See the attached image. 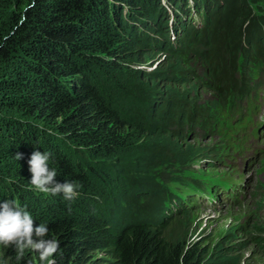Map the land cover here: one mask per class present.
I'll return each instance as SVG.
<instances>
[{
    "label": "trees",
    "instance_id": "obj_1",
    "mask_svg": "<svg viewBox=\"0 0 264 264\" xmlns=\"http://www.w3.org/2000/svg\"><path fill=\"white\" fill-rule=\"evenodd\" d=\"M153 1L161 5V0H0V202L15 200L26 206L35 226H48L49 237L60 244L56 264H97L92 256L97 252L106 253L111 264H241L222 249L206 260L186 241V227L171 232L159 203L162 198L178 203L166 209L168 215L183 207L154 176L159 167L178 161L171 153L192 152L178 145L175 128L204 118L191 95L197 83L186 89L192 77L173 78L172 101L157 108L138 96L131 73L121 70L148 51L146 31L153 30L165 58L202 60L213 66L218 90L235 89L218 76L227 60L205 48L215 21L232 17L233 8L218 11V17L204 11L196 31L190 26L184 31L182 10L179 41L170 4L182 9V0H168L163 13ZM121 4L129 8L124 15ZM127 15L139 25L133 28ZM260 45L252 50L257 59L264 52ZM197 46L196 52L189 49ZM156 76L150 74L153 87ZM235 92L241 98L247 91ZM36 150L51 154L49 167L58 182L78 184L75 199L29 190L28 161ZM17 154L23 158L17 160ZM144 203L151 204L150 216L149 206L139 210Z\"/></svg>",
    "mask_w": 264,
    "mask_h": 264
},
{
    "label": "rangeland",
    "instance_id": "obj_2",
    "mask_svg": "<svg viewBox=\"0 0 264 264\" xmlns=\"http://www.w3.org/2000/svg\"><path fill=\"white\" fill-rule=\"evenodd\" d=\"M196 1L200 6L196 7ZM153 2L161 13L162 5L166 9L172 7L178 18L173 37L179 41L183 38L178 31L182 10L186 12V22L182 21L186 25L184 31L187 26L196 31L203 25L204 11L218 17V11L233 8L232 17L215 21L205 48L209 54L227 60L223 74L218 76L228 79L235 89L218 90L213 66L202 60L189 58L176 64L173 57L165 58L159 48L163 41L154 37L153 30L146 31L150 41L148 51L137 53L135 61L121 65L122 75L131 73V80H135L138 96L154 102L157 108L167 100L172 101L168 90L173 78L192 77L186 89L197 83L194 91H190L197 109H203L204 118L189 122L181 130L175 128L179 131L175 135L178 145L191 147L192 152L183 156L171 153L170 157L178 161L159 167L154 176L161 188L170 189L183 202L179 211L168 215L166 209H176L178 203L160 200L165 209L164 222L171 221V232L186 227V241L198 246L206 260L222 249L237 257L241 264H264V52L260 59L252 55L254 46H264V0H182V9L174 4L169 6L168 0H161V5ZM237 5L241 8L237 9ZM121 6L123 15L129 12L126 5ZM128 16V22L135 28L136 17ZM133 34L137 35L134 31ZM250 34L254 39L248 40ZM186 45L188 42L182 46ZM198 47L189 49L196 52ZM155 73L157 87L149 79ZM242 83L247 85L241 86ZM239 89L247 91L241 98L235 96ZM148 206L151 204L144 203L139 210L145 211ZM151 211L150 207L146 215L150 216ZM15 255L0 246V264H17ZM92 256L97 264L112 263L106 253ZM19 264H41V261L36 253L26 251Z\"/></svg>",
    "mask_w": 264,
    "mask_h": 264
},
{
    "label": "clouds",
    "instance_id": "obj_3",
    "mask_svg": "<svg viewBox=\"0 0 264 264\" xmlns=\"http://www.w3.org/2000/svg\"><path fill=\"white\" fill-rule=\"evenodd\" d=\"M17 160L23 158L17 154ZM51 154L36 150L28 163L31 173L29 190H35L46 195L62 194L65 200L76 198L78 184L75 182L57 181V171L49 167ZM0 246L12 248L15 251L17 264L25 257L26 251L38 255L41 264H55L53 257L59 252L60 244L55 238L49 237V228L35 221L26 206L22 207L15 200L0 202Z\"/></svg>",
    "mask_w": 264,
    "mask_h": 264
},
{
    "label": "bare ground",
    "instance_id": "obj_4",
    "mask_svg": "<svg viewBox=\"0 0 264 264\" xmlns=\"http://www.w3.org/2000/svg\"><path fill=\"white\" fill-rule=\"evenodd\" d=\"M210 4H211V2H210ZM208 6H210V5H208Z\"/></svg>",
    "mask_w": 264,
    "mask_h": 264
}]
</instances>
